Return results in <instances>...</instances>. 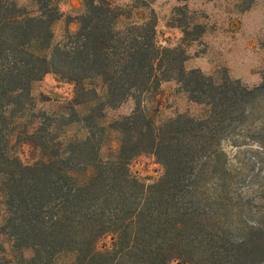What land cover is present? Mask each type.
<instances>
[{
  "label": "trees",
  "instance_id": "16d2710c",
  "mask_svg": "<svg viewBox=\"0 0 264 264\" xmlns=\"http://www.w3.org/2000/svg\"><path fill=\"white\" fill-rule=\"evenodd\" d=\"M30 1L35 14L0 0V264H55L60 257L68 264H264V212L256 223L235 216L242 194L219 167L223 138L263 96L264 72L259 86L247 88L228 74L185 70L180 48L156 44L154 15L130 22L129 9L108 0H84L83 13L68 18L76 30L53 45L58 0ZM48 73L74 85L75 106L96 102L86 128L121 137L116 159L102 161L92 138L80 155L61 156L54 140L27 134L21 119L31 84ZM169 81L200 111L156 124L144 104ZM135 97L129 115L107 128L96 124L104 108ZM26 143L55 151L25 164L16 147ZM146 152L164 169L151 186L126 167Z\"/></svg>",
  "mask_w": 264,
  "mask_h": 264
},
{
  "label": "rangeland",
  "instance_id": "374dc122",
  "mask_svg": "<svg viewBox=\"0 0 264 264\" xmlns=\"http://www.w3.org/2000/svg\"><path fill=\"white\" fill-rule=\"evenodd\" d=\"M13 1L29 14L36 13L37 8L32 1ZM108 1L112 7L129 9L130 22L141 24L154 15L156 44L180 48L186 56L185 70L198 69L204 75L217 77L228 74L247 88L261 84L264 72V0ZM57 5L61 17L52 26L53 45L64 42L66 31L76 30V23L67 26L68 18L74 20L83 13L84 0H58ZM185 29L187 32L184 34ZM94 85L92 87L97 90L101 102V86ZM74 92L72 83L53 73L32 83V101L21 119L27 134L39 131L44 138L54 140L61 156L70 152L80 155L79 150L92 138L91 144L101 145L99 158L102 161L116 159L121 137L109 129L103 137L95 129L91 130L93 135L90 134L84 119L98 106L94 101L75 106ZM136 102L135 97L116 107L104 108L96 124L107 128L112 122L129 115L136 108ZM253 105L248 109L246 123L223 138L220 148L224 154L219 164L224 162V165L219 167H226V178L231 179L236 191L242 194L240 198L244 203L234 211L235 216L256 223L260 222L259 217L264 212V93ZM144 106L156 124L178 114L197 115L200 111L198 106L187 100L174 81L162 83L157 95L147 99ZM44 151L51 153L55 150L40 151L31 143L16 147L19 159L25 164L41 160ZM126 162L128 172L144 186L153 185L163 176L162 164L150 152ZM2 223L3 219H0ZM30 255L29 251L24 252L25 258ZM55 264H68V257H60Z\"/></svg>",
  "mask_w": 264,
  "mask_h": 264
}]
</instances>
